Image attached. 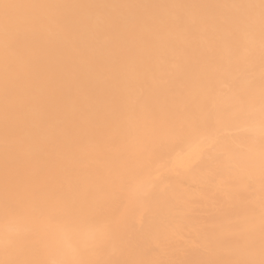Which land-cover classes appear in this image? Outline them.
<instances>
[{"label": "bare ground", "instance_id": "bare-ground-1", "mask_svg": "<svg viewBox=\"0 0 264 264\" xmlns=\"http://www.w3.org/2000/svg\"><path fill=\"white\" fill-rule=\"evenodd\" d=\"M0 2V264H260L261 0Z\"/></svg>", "mask_w": 264, "mask_h": 264}, {"label": "snow or ice", "instance_id": "snow-or-ice-1", "mask_svg": "<svg viewBox=\"0 0 264 264\" xmlns=\"http://www.w3.org/2000/svg\"><path fill=\"white\" fill-rule=\"evenodd\" d=\"M9 7H11V5H9L7 3L0 2V8H3L6 10ZM261 7L264 8V0H261ZM262 156H264V153H262ZM66 215H68L70 217L71 211L68 210ZM60 230L65 233L66 242L71 241L73 238H76L78 236V233L72 231L70 228H68L64 225L61 226ZM9 243H10V241H9ZM68 264H88V262L81 261V260H72V261L68 262ZM260 264H264V259H262L260 261Z\"/></svg>", "mask_w": 264, "mask_h": 264}]
</instances>
